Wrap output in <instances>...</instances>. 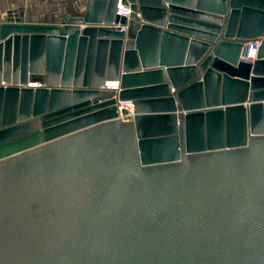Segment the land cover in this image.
Returning <instances> with one entry per match:
<instances>
[{"label":"water","instance_id":"95a60500","mask_svg":"<svg viewBox=\"0 0 264 264\" xmlns=\"http://www.w3.org/2000/svg\"><path fill=\"white\" fill-rule=\"evenodd\" d=\"M127 1L0 21V264H264V0Z\"/></svg>","mask_w":264,"mask_h":264},{"label":"crops","instance_id":"0c3cea01","mask_svg":"<svg viewBox=\"0 0 264 264\" xmlns=\"http://www.w3.org/2000/svg\"><path fill=\"white\" fill-rule=\"evenodd\" d=\"M89 0H2L0 21L10 11L18 14L21 21L34 24H53L67 15L83 14Z\"/></svg>","mask_w":264,"mask_h":264},{"label":"bare ground","instance_id":"6f19581e","mask_svg":"<svg viewBox=\"0 0 264 264\" xmlns=\"http://www.w3.org/2000/svg\"><path fill=\"white\" fill-rule=\"evenodd\" d=\"M29 86H31L33 88H36V87L40 86V83H32ZM186 107H188V109ZM192 107L193 106L191 104H189V103H182L181 109L183 111V114H185L186 112H191L192 114H197V111L201 110V109H193ZM207 109L210 110V112H211L214 109H218V107H208ZM134 112L136 113V111H134ZM142 117H144V116H142ZM142 120L143 121H147L149 119H145V117H144ZM169 120L170 119H167L166 121L163 120V121L167 123V121H169ZM155 122H157V121H155ZM164 122L151 123L150 125H154L156 128H162L163 127V124H166ZM69 124H70V122H68V124L66 126H68ZM189 124H190L189 122L186 123V130H187L188 133H189V130H190ZM62 126L63 125L60 126V129H62ZM164 128H169V127L166 126ZM203 129H204L203 126L198 127V130L201 131V135H200L201 136V140L199 142L200 143V146L207 145L209 143H215L214 136L216 137V132L218 131V129L216 128V126L215 125H212L211 126V128H210L211 131L209 132V139L204 138L206 135H205V132H204ZM168 134H171V133H168ZM225 135H226V140L228 139V141H234L235 139H239V138L242 139V138H244L242 136V134H238V135L235 134L230 129V127H229V129L226 130ZM36 138H37V136L33 137V139H36ZM143 139H145V141H144L145 142L144 143L145 147L150 148L148 152H152V154L155 153V152H160L165 147H170V146L173 145V137H169V135H167V136H159L158 135V136H156L155 139H151V137L143 138ZM159 142H165V143H163L164 145H162ZM192 144H193L192 147H199V146L194 145V144H197L195 142L192 143ZM192 144L190 142V145H192ZM148 156H151V154H149Z\"/></svg>","mask_w":264,"mask_h":264},{"label":"built area","instance_id":"2783aa9c","mask_svg":"<svg viewBox=\"0 0 264 264\" xmlns=\"http://www.w3.org/2000/svg\"><path fill=\"white\" fill-rule=\"evenodd\" d=\"M2 0H0L1 2ZM12 16L16 18L18 16L15 12L10 11ZM132 13V8L130 3L127 0H119L118 7H117V14L120 16L130 17ZM127 25H123L122 29H125ZM261 40L260 39H253L246 43L247 49L245 53L242 55V58L246 61L254 62L257 59L258 50L260 47ZM106 88L116 91V94L113 98L117 99V113L118 118L124 121L133 120L134 115L136 114L134 104L131 100H120L119 99V92L121 91L120 88V81H107L105 84Z\"/></svg>","mask_w":264,"mask_h":264},{"label":"rangeland","instance_id":"374dc122","mask_svg":"<svg viewBox=\"0 0 264 264\" xmlns=\"http://www.w3.org/2000/svg\"><path fill=\"white\" fill-rule=\"evenodd\" d=\"M233 92H235V91H233ZM50 114H51V115L48 116V118L46 119V122H47V123L56 122V121L62 119V118H61V115H59V114H55L54 111L50 112ZM135 116H136V114L134 115L133 119L135 118ZM33 119H35V117H33ZM33 119H32V120H33ZM40 122H41V124H42V123H44L45 121H44V120H41Z\"/></svg>","mask_w":264,"mask_h":264}]
</instances>
